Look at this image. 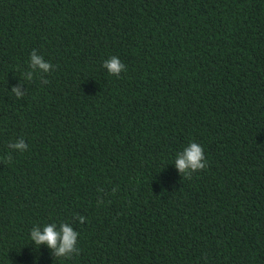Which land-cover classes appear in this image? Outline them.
<instances>
[{
	"label": "trees",
	"instance_id": "16d2710c",
	"mask_svg": "<svg viewBox=\"0 0 264 264\" xmlns=\"http://www.w3.org/2000/svg\"><path fill=\"white\" fill-rule=\"evenodd\" d=\"M0 264H264V0H0Z\"/></svg>",
	"mask_w": 264,
	"mask_h": 264
},
{
	"label": "clouds",
	"instance_id": "9594fccd",
	"mask_svg": "<svg viewBox=\"0 0 264 264\" xmlns=\"http://www.w3.org/2000/svg\"><path fill=\"white\" fill-rule=\"evenodd\" d=\"M29 64L32 69L39 68L44 72L53 69V65L50 62H45L41 55H37L36 50L30 54ZM103 67L107 69L110 75L117 77L122 71H126L125 65L116 56L106 60ZM29 79H31V74H29ZM12 93L18 98L23 95L17 87H13ZM8 147L23 152L27 150L28 146L21 139L15 143H10ZM174 163L179 173L185 178H191L193 172H198L208 166L202 146L195 142H191L182 152L177 153ZM79 219L81 223H84L85 217L80 216ZM78 235L68 223H61L59 231H57L56 224L52 223L45 225L42 231L39 226L33 227L30 238L37 246L47 245L49 249L53 250L56 258H71L72 253L79 254L80 251L76 247Z\"/></svg>",
	"mask_w": 264,
	"mask_h": 264
}]
</instances>
